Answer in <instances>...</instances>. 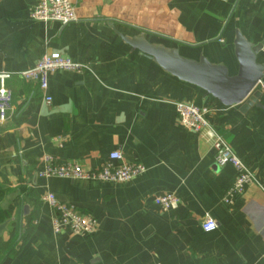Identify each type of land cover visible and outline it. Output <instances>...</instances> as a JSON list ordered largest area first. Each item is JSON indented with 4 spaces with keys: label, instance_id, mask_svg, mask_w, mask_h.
Wrapping results in <instances>:
<instances>
[{
    "label": "crops",
    "instance_id": "1",
    "mask_svg": "<svg viewBox=\"0 0 264 264\" xmlns=\"http://www.w3.org/2000/svg\"><path fill=\"white\" fill-rule=\"evenodd\" d=\"M39 1L0 0V73L50 53L90 69L51 74V104L36 83L16 74L6 80L14 98L0 121V224L13 221L4 239L16 225L26 237L11 264H264L261 85L262 107L224 106L119 35L205 56L236 75L237 31L263 45L257 61L264 64V0H81L78 20L66 26L33 20ZM177 101L208 106L213 125L256 175L242 197L227 199L235 168L217 164L209 141L181 125ZM114 151L146 171L120 183L39 176L44 154L97 170ZM48 192L95 217L98 231L54 233L55 210L42 201ZM162 193L176 195L179 206L162 211L154 204ZM209 218L217 228L205 232Z\"/></svg>",
    "mask_w": 264,
    "mask_h": 264
},
{
    "label": "built area",
    "instance_id": "2",
    "mask_svg": "<svg viewBox=\"0 0 264 264\" xmlns=\"http://www.w3.org/2000/svg\"><path fill=\"white\" fill-rule=\"evenodd\" d=\"M81 0H40L31 13L35 21H56L62 26L78 20L77 3ZM90 69L89 63H81L64 57L61 53L44 54L34 66L18 73H0V121L5 122L12 110L13 92L6 86V80L12 75H18L25 82H33L39 85L45 92L44 99L48 104L52 103V97L46 94L49 87L51 74L60 71L85 72ZM264 90V85L259 83L257 89ZM177 115L181 125L192 132L205 137L215 154V161L221 166L231 165L236 170V178L227 190V199L231 202L242 197L247 188L258 183L256 175L248 165L234 152L229 142L221 135L219 130L211 122L208 106H199L187 101L175 102ZM43 168L39 172L42 178H64L70 180H87L108 183L126 182L142 175L146 171L142 163H127L120 151L110 154V161L103 164L97 170L86 169L80 163L67 161L58 163L50 154H44L41 158ZM113 161L120 162L115 165ZM42 201L50 205L55 213L51 218L54 233L68 232L77 235H93L98 231V220L87 214L80 213L74 205L61 203L54 193L48 192L42 196ZM154 204L162 211L176 209L179 199L170 193L158 194L154 197ZM202 228L205 232L216 230L217 222L207 219Z\"/></svg>",
    "mask_w": 264,
    "mask_h": 264
},
{
    "label": "water",
    "instance_id": "3",
    "mask_svg": "<svg viewBox=\"0 0 264 264\" xmlns=\"http://www.w3.org/2000/svg\"><path fill=\"white\" fill-rule=\"evenodd\" d=\"M133 49L153 59L164 71L181 81L195 85L224 106L242 104L241 111L253 105L261 106V91L257 85L264 80V64L257 61L263 45H253L240 31L236 32L235 55L239 63L238 73L231 75L227 66L214 64L205 56L198 60L184 57L178 48H169L149 42L145 37L128 38L119 33ZM27 208V207H25ZM12 219L0 224V237L9 230Z\"/></svg>",
    "mask_w": 264,
    "mask_h": 264
},
{
    "label": "trees",
    "instance_id": "4",
    "mask_svg": "<svg viewBox=\"0 0 264 264\" xmlns=\"http://www.w3.org/2000/svg\"><path fill=\"white\" fill-rule=\"evenodd\" d=\"M21 233L16 225L8 239L0 237V264H11L14 257L18 254L25 237L24 233Z\"/></svg>",
    "mask_w": 264,
    "mask_h": 264
}]
</instances>
